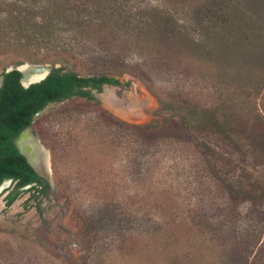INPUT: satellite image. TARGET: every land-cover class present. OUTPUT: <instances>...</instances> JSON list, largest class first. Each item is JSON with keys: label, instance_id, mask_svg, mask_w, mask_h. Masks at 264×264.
<instances>
[{"label": "rangeland", "instance_id": "374dc122", "mask_svg": "<svg viewBox=\"0 0 264 264\" xmlns=\"http://www.w3.org/2000/svg\"><path fill=\"white\" fill-rule=\"evenodd\" d=\"M52 1L90 9L70 10L84 28L57 18V34L30 41ZM116 1L136 16L140 44L112 61L94 41V1L0 0V76L24 63L106 74L142 114L126 118L109 103L122 87L104 86L33 123L52 190L40 209L29 192L10 206L0 193V264H264V196H229L246 178L264 186V0ZM64 37L70 50L57 52ZM197 106L227 114L236 137L205 125L185 141L142 131L191 120Z\"/></svg>", "mask_w": 264, "mask_h": 264}, {"label": "trees", "instance_id": "16d2710c", "mask_svg": "<svg viewBox=\"0 0 264 264\" xmlns=\"http://www.w3.org/2000/svg\"><path fill=\"white\" fill-rule=\"evenodd\" d=\"M96 4V14L99 15L103 12H108L97 15L96 23L93 30H96L94 41L107 48L109 46L112 50L108 49L107 56L110 60L115 61L118 59H125L123 55L126 53H133L138 50L137 48L138 37L134 30V21L136 16L130 12H123L122 5H118L112 8L110 5L111 0H91ZM127 0H120L116 2H123ZM52 13L47 25H39L38 28L35 25H30L31 29H34L35 35L30 37V41L37 39V33L45 36V32L49 34V37L54 36L60 31L62 27L56 26L57 22L74 23L75 18H72V13L68 6L62 1H52ZM83 4H76L74 6L73 13L81 11L86 13L90 9L81 7ZM113 11L109 12L108 10ZM82 13V14H83ZM54 16V17H52ZM17 16H14V19ZM114 17H116L114 19ZM58 18V19H57ZM54 21L55 26H51V21ZM10 21V18L8 19ZM89 24L86 29L89 28ZM76 26L84 28L82 22L75 23ZM34 26L36 28H34ZM51 28V32L50 29ZM19 29V30H18ZM17 32H23V25L19 26ZM66 31L68 28H63ZM21 30V31H20ZM56 32H55V31ZM82 36L79 39H75L77 44H80ZM60 51L66 52L70 50L69 46L71 42L67 38L58 41ZM81 45L84 47L87 45V40H83ZM60 53V54H61ZM48 59V58H47ZM44 59V60H47ZM4 76L3 84L0 87V186L7 179H12V184L3 190L5 194V201L8 206L12 205L23 193L29 192L30 199L35 201V206L40 209L43 199L50 195L52 185L44 177L40 176L34 168L29 164L26 157L22 155L17 146L15 145V139L18 135L27 127L32 125L33 115L48 103L62 102L73 97H82L86 99H95L96 95L92 92V89L96 88L101 91L102 84L114 83L118 84L120 81L115 77L108 76L106 74L94 75V76H81L75 70H67L64 67H53L52 71L46 78L40 82L31 84L25 87L22 82L21 71L14 69L6 72L4 70L2 74ZM189 120L186 122L172 124L170 122H164L157 125L154 129L151 127L150 131L142 129L148 136L156 139H172L174 141H185L184 136L189 134L196 125H205L209 128L214 127L221 130L223 135L229 137H236L232 135L230 130L234 129L227 114L221 115L219 110L215 107H200L191 108ZM189 120V121H188ZM191 121V122H190ZM213 154H217L213 152ZM219 155V152L218 154ZM247 182H241L239 187L231 188L229 196L232 200L239 204L245 200H251L258 196H264V186L259 185L257 181L245 179ZM257 182V183H256ZM31 185L26 188V186ZM1 193V194H2ZM36 238L41 241V236L38 234ZM44 239V238H43Z\"/></svg>", "mask_w": 264, "mask_h": 264}, {"label": "water", "instance_id": "95a60500", "mask_svg": "<svg viewBox=\"0 0 264 264\" xmlns=\"http://www.w3.org/2000/svg\"><path fill=\"white\" fill-rule=\"evenodd\" d=\"M53 66L49 63L43 65H37L32 63H24L18 66H11L6 69V72L17 69L21 71L22 78L21 82L25 87L30 86L33 83L40 82L52 71ZM35 76V78H33ZM33 78V79H32ZM4 76H0V87L3 84ZM122 90L119 91L118 96H112L113 101L109 102L111 105H114L126 118L131 120H136L137 117L141 116V109L139 106H135L133 101L129 104L123 105L124 96ZM128 90V89H127ZM59 103L51 102L44 106L42 109L38 110L33 115V123L43 116L46 112L57 106ZM32 125L25 128L15 139V145L17 146L19 152L24 155L29 162V164L34 168V170L42 177H44L50 184H53L51 177V169L49 166V152L44 147L40 136L32 130ZM12 179L5 180L0 186V193L4 189L9 187L12 184ZM31 185L26 186L29 187Z\"/></svg>", "mask_w": 264, "mask_h": 264}, {"label": "flooded vegetation", "instance_id": "af4514ba", "mask_svg": "<svg viewBox=\"0 0 264 264\" xmlns=\"http://www.w3.org/2000/svg\"><path fill=\"white\" fill-rule=\"evenodd\" d=\"M104 86H109V87H114V86H119V87H125V86H123V84L122 83H118V84H114V83H104V84H102V89H101V91L104 89ZM101 91H98V89H96V88H94V89H92V92L96 95V94H98V93H101Z\"/></svg>", "mask_w": 264, "mask_h": 264}, {"label": "bare ground", "instance_id": "6f19581e", "mask_svg": "<svg viewBox=\"0 0 264 264\" xmlns=\"http://www.w3.org/2000/svg\"><path fill=\"white\" fill-rule=\"evenodd\" d=\"M33 78H35V76H34ZM33 78H32V79H33Z\"/></svg>", "mask_w": 264, "mask_h": 264}]
</instances>
